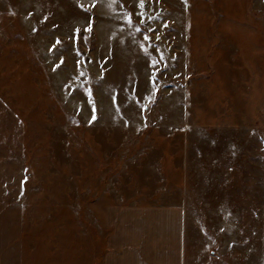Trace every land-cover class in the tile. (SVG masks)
I'll use <instances>...</instances> for the list:
<instances>
[{"label":"rangeland","instance_id":"obj_1","mask_svg":"<svg viewBox=\"0 0 264 264\" xmlns=\"http://www.w3.org/2000/svg\"><path fill=\"white\" fill-rule=\"evenodd\" d=\"M132 203L264 264V0H0V264H99Z\"/></svg>","mask_w":264,"mask_h":264},{"label":"crops","instance_id":"obj_2","mask_svg":"<svg viewBox=\"0 0 264 264\" xmlns=\"http://www.w3.org/2000/svg\"><path fill=\"white\" fill-rule=\"evenodd\" d=\"M110 228L99 264H193L178 204L132 203L103 211Z\"/></svg>","mask_w":264,"mask_h":264},{"label":"snow or ice","instance_id":"obj_3","mask_svg":"<svg viewBox=\"0 0 264 264\" xmlns=\"http://www.w3.org/2000/svg\"><path fill=\"white\" fill-rule=\"evenodd\" d=\"M140 6L143 7V0H140ZM128 19H129V22H131V17H130V16L128 17ZM149 19H152V17H149ZM77 31H79V30H77ZM149 31H151V29H149ZM159 38H160V37L157 36V39H159ZM145 39H148V37L145 36ZM57 42L59 43V40H58ZM61 62H63V58L61 59ZM81 75H83V73H81ZM87 91L89 92V95H91V90L88 89ZM145 107H146V106H145ZM93 112H95V105H94V103H93ZM92 119H93V120L96 119V116H95L94 114H93V116H92ZM89 123H91V121H89Z\"/></svg>","mask_w":264,"mask_h":264}]
</instances>
